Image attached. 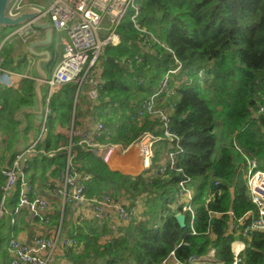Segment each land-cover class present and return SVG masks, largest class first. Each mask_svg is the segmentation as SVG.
Masks as SVG:
<instances>
[{"label": "trees", "instance_id": "16d2710c", "mask_svg": "<svg viewBox=\"0 0 264 264\" xmlns=\"http://www.w3.org/2000/svg\"><path fill=\"white\" fill-rule=\"evenodd\" d=\"M138 5L136 23L131 20L135 12L130 9L117 29L120 44L106 47L97 66L99 101L91 107L110 134L98 141L126 149L145 131L155 130L161 135L158 121L146 118L138 125L132 113L154 94L159 86L157 79L160 83L167 72L176 71L170 82L178 97L173 104L171 128L179 138L181 152L176 155L174 170L133 177L111 171L105 160L93 150L83 149L74 139L71 163L79 178L91 177L86 189L88 201L93 203L110 195L126 208L138 207L139 212L138 220L123 227L116 222L100 225L94 219L69 223L67 205L61 234L81 250L65 249V257L73 264H165L174 253L181 264H188L215 249L217 262L233 264L231 244L235 237L229 234L232 219L227 213L232 211L239 220L255 211L243 179L247 161H257L264 171V112H260L264 109V0H144ZM13 29H0V45L10 35L6 31ZM13 51L11 44L3 45L0 66L19 72L24 62L16 60ZM184 74L188 79H182ZM35 85V81L26 80L19 91L0 86V199L5 183L1 149L11 153L17 146L20 122L15 114L36 105ZM86 86H81L77 99L76 83L64 86L52 98L45 139L26 171L31 184L42 181L44 190H48L44 182L65 171L69 140L58 131L70 127L73 113L76 117L82 113L81 105L87 97L82 91L85 88L87 92ZM126 111L130 112L128 116ZM120 115L127 121L115 125ZM29 127L25 131L31 130ZM161 146L156 152V166L172 150L169 143ZM184 176L192 182L200 181L195 198L199 217L196 236L190 234L188 217L185 230L175 219L177 212H182L177 200L175 206L161 209V226L156 220L158 200L174 187L178 193L179 180ZM216 190L220 195L206 205V199ZM20 191L18 184L9 203L12 210L19 206ZM218 214L224 215L218 218ZM52 218L57 228L60 219L56 213ZM17 226H11L10 218L0 222L3 258ZM246 244L240 264H264V234L253 235Z\"/></svg>", "mask_w": 264, "mask_h": 264}, {"label": "built area", "instance_id": "2783aa9c", "mask_svg": "<svg viewBox=\"0 0 264 264\" xmlns=\"http://www.w3.org/2000/svg\"><path fill=\"white\" fill-rule=\"evenodd\" d=\"M144 0H53L49 5L38 4L31 0H15L10 10V16L17 17L27 10H37L41 21L49 22L63 46L62 56L58 62L51 78L45 82L48 87L47 97L45 99L44 120L41 128V134L29 141L27 148L18 152L12 164L5 162L1 168V173L5 178V183L1 187L0 199V222L5 216L11 221V226L17 225L18 216L22 209H28L31 216L41 223L48 224L51 220L50 211L52 206L48 199L39 194L37 189L26 178V171L29 169L30 162L40 151L39 145L43 142L46 133V121L51 115V100L60 87L70 83H76L79 88L86 83L91 86L89 99L95 105L99 101V85L94 69L98 66L104 49L108 46L117 47L120 44V37L117 34L118 26L121 21L128 16L129 10L133 9L135 14L131 17L132 22L136 23L139 15V3ZM38 31L34 28L32 21L20 26L13 34H10L0 45V51L3 45L12 38H21L27 43L35 37ZM0 58V65H1ZM176 71L166 73L163 80L159 83L158 90L147 100L137 107L136 113L132 114L133 120L142 123L146 118L157 119L160 123L161 135L156 131L143 134L136 144L130 145L123 151H129L133 147H138L141 155L143 172L150 175L164 174L167 169L174 170L176 166V155L181 152L179 138L173 133L171 128L172 119L169 115L174 110V100H177V93L170 84L171 75ZM14 74L4 70L0 66V83L9 88H15L13 85ZM27 78V76H22ZM164 102L163 110L158 108L159 104ZM172 103V104H171ZM261 113L264 109L260 110ZM99 115V114H98ZM76 116L73 118L75 124ZM78 127V128H75ZM95 133L90 134L81 124L73 126L70 137L71 144L74 139L77 144L85 150L102 151L106 150L98 139L106 135V126L104 121L96 123ZM109 133L107 137H109ZM3 141L0 130V144ZM169 143L172 150L161 165L156 166L155 148L158 144ZM71 146L67 150L68 162L65 171L57 179L62 188L56 193L62 198L63 208L70 204H77L80 207L90 205L92 210V219L98 224L104 225L119 221L128 224L132 220H138V207L126 208L115 202L110 195L100 201L90 203L86 196L87 183L91 177L84 175L79 178L77 171L72 166ZM174 148V149H173ZM42 154L54 157L55 153ZM159 167V168H157ZM180 173L182 170H178ZM245 182L248 188V195L251 203L255 207L254 212H248L243 218L235 220L232 211L227 213L231 217L229 234L235 237L231 244V251L234 256L233 264H240L241 258L247 249V241H250L253 235L264 234V171L259 169V164L255 160L247 161ZM18 184H21L19 195V206L12 210L9 207L10 199L14 194ZM192 180L184 176L179 180V190L177 193L178 207H182V213L186 219L189 218L190 234L197 235V225L199 217L195 208L196 191L191 187ZM219 183L215 182V186ZM220 195L218 190L214 191L207 199L205 204L215 201ZM224 214H218L222 218ZM82 220L84 217H80ZM113 219V220H112ZM102 223V224H101ZM115 230V227H112ZM63 246L66 249L76 251L79 246L69 238H63L61 231H56L51 235L35 237L30 244L20 241L15 234H11L8 245L10 264H52L56 250ZM165 264H181L172 253ZM188 264H222L217 262L215 249L201 258L191 259Z\"/></svg>", "mask_w": 264, "mask_h": 264}, {"label": "crops", "instance_id": "0c3cea01", "mask_svg": "<svg viewBox=\"0 0 264 264\" xmlns=\"http://www.w3.org/2000/svg\"><path fill=\"white\" fill-rule=\"evenodd\" d=\"M31 1L38 3V4H41V3L44 4V0H31ZM29 11L30 10H27V12H29ZM28 22L29 21L21 24L20 26L25 25ZM42 22L46 23L47 21H42ZM20 26L14 28L12 31L7 30L6 32L8 34H13ZM52 28H53V26H52ZM36 30L38 31V34L35 37L31 38V40H29L27 43H24V41L21 38H17V37L12 38L8 42L14 48L13 57L16 60H18V59L22 60L24 62V67L19 72L10 71L11 73L14 74L12 82H13V85L15 88H9L3 83H0V86H3L4 88L9 89V90L19 91L22 88L24 81L33 80L36 82L40 78V74H39V71L37 69L38 64L42 60L48 59V56L46 55L47 53H49V55H50V57H49L50 60L48 62H46V61L42 62L41 67L45 71V74L47 75L48 80L51 78L58 62L61 59L63 46H62V44H60L54 28H53V33H52V42L48 45H42V42H44L47 38L48 31L43 30V29L42 30L36 29ZM33 44H37V45L34 46V48H32L33 52H31L30 48ZM41 55H43V56H41ZM22 76H27V78H22ZM98 85H99V83H98ZM87 86H88V89H87V92H84V96L87 95V97L85 96V101H89L90 103L88 102V105L86 107H82V113L79 114V117H76L75 124L73 123V118L76 115H75V113H73L74 115H73L70 127L68 129H64V130L59 129V131H58L61 134H66V136L69 140V147L68 148H70V146L72 147L70 133H71L73 126L80 125V121H81L82 126L87 131H89L90 134H94L95 133V127L94 126L96 125V123L99 122V121H95V120H98L97 115L99 113H97L96 111H94V112L92 111V107H93V105H95V103L91 102L89 99V92L91 91V86L90 85H87ZM63 87H60L57 90V92ZM157 89L158 88H156V90ZM78 90L80 91V88H78ZM156 90H155V92H156ZM47 93H48V87L45 84L44 88H42L43 102H44L43 106L44 107H43V111H42L41 115H33V114H30L28 112L30 110H38L37 102H36V105L33 107L24 108V109L16 112L15 119H16V121L20 122L19 142H18L17 146L14 148V150L13 151L11 150L12 151L11 153H8V151H5L4 148L1 149L3 152L2 157L4 156L1 159L3 161V164L5 162H8V164L10 165L11 162L13 161L14 157H15V154L22 151V149L20 147L25 145L26 147L24 149H26L27 145H29V141L32 138L36 137L34 130L25 131L27 126H30L29 128L31 129V125L29 123V117L30 116H33L35 118L37 117L36 119L39 120V126H41V128H42L43 124L45 123L44 111H45V99L47 97ZM78 95H79V93H78ZM78 95L76 94V99L78 98L77 97ZM85 101H83V104ZM138 106H140V104ZM137 107L135 108V110L132 114L135 113ZM75 128H78V127H75ZM105 133L107 134V131ZM40 134H41V130H40ZM44 139H45V135H44ZM0 147H2V144L0 145ZM68 148H67V150H68ZM121 149L122 150L119 149V150H113V151L102 150L99 152V154H98V151L94 152V154L96 156L102 158L103 160H105V162L108 165L110 164L112 167H115L116 166L115 164L119 163L118 161L115 160L116 158L118 160H120V162L121 161L126 162V160H127V166H129V168H126L125 166L121 165L122 169L129 171L130 173L140 172V174H142L143 173V166H142V162H141V155H139L138 159H132L131 156H133V153L130 152V150L124 152L122 147H121ZM53 168H56V166H54ZM58 178H52V179L49 178L46 182H44L46 187H48V190H44V187L42 186V183H41L42 181H36L35 183H33V186L37 189L39 194L41 196H43L44 198L48 199V201H50V203H51V206H52V210L50 211L51 220L48 224H44L41 222L38 223L37 222L38 220H35L31 216V213L29 212L28 209H24L23 212L21 211V213L18 216V221H17L18 226H17V231H16V237L20 241L27 243V244H30L35 237L45 236L48 234L51 235L52 233H55L56 231H61L62 219L64 218V213H65L66 207L63 208L62 198L59 194L56 193L60 188H62L61 185L59 184V181L57 180ZM176 207H177V205H176ZM86 208H91V207H90V205L80 207L77 204H70L67 206V209L70 212L69 213L70 216H71V212L75 213V214H73V221L74 220L77 221L79 219L82 220L80 218L82 216L84 217L83 220H85V219L91 220L92 219L91 218L92 217L91 216L92 211H91V213H84L83 211ZM55 213H56V215L58 213H60V216L57 215V217L60 219V225L57 228L55 227V221H52V219H53L52 216H54ZM49 229H51L50 232H48ZM61 236L63 238H67L66 235L63 236L61 234ZM59 248L62 250V257H64L66 259L65 251L67 249L64 248L63 246H60ZM79 250H81V246H79V249H77L76 251L78 252ZM3 252H4V258L1 257L2 255H0V264H10L11 259H10L9 253H8V248L5 249ZM65 262H66V264H73V263H69L67 261V259L65 260Z\"/></svg>", "mask_w": 264, "mask_h": 264}, {"label": "rangeland", "instance_id": "374dc122", "mask_svg": "<svg viewBox=\"0 0 264 264\" xmlns=\"http://www.w3.org/2000/svg\"><path fill=\"white\" fill-rule=\"evenodd\" d=\"M53 0H44V5H49L51 2H52ZM11 30V29H10ZM97 70V67L94 69V71H96ZM200 76H201V78H203V76H202V74H200ZM183 80H186V79H188V76L186 75V74H184V77L182 78ZM159 80L160 79H157V81H156V84L158 85L159 84ZM181 82H183V81H181ZM178 83V85L180 84V82H177ZM84 92H85V88L83 89V91H82V95H84ZM142 99V96H139V100H141ZM81 103V102H80ZM87 103H88V101H85L84 102V104L82 103V105H81V107H86L87 106ZM140 104V103H139ZM138 104V105H139ZM172 104V103H171ZM165 106V103L164 102H162V103H160L159 104V106H158V108L160 109V110H163L164 111V109H163V107ZM110 111L111 110H107V112L108 113H110ZM104 113L105 111H100V113ZM130 112H125L124 114L126 115V116H128V114H129ZM169 115L171 116V114H170V112H169ZM111 117H113L112 115H111ZM37 118V117H36ZM35 117H33V116H30L29 117V123H30V125H31V130H34L35 131V135L36 136H39V134H40V130H41V126H39V120L38 119H36ZM119 119H120V121H119ZM119 119H117L118 121H116L115 122V125L116 124H121L122 122L123 123H126L125 121H127V118L126 119H123V117L120 115V118ZM154 120H156V121H158L157 119H154ZM95 121H98V120H95ZM159 122V121H158ZM140 124V122H138V125ZM147 132H150V130L149 131H145V132H143V134H145V133H147ZM142 134V135H143ZM141 135V136H142ZM140 136V137H141ZM139 137V138H140ZM138 138V139H139ZM137 143V142H136ZM136 143H133V144H136ZM111 145V144H110ZM109 144H104V146L105 147H111ZM132 145V144H131ZM162 144H158V145H156L157 147L155 148V154H156V152L157 151H159V149H161L162 148V146H161ZM26 146L24 145V146H21L20 148L23 150L24 148H25ZM97 152V151H96ZM99 152L100 151H98V154H99ZM130 152H132L133 153V156H131V158L132 159H138V157H139V155H140V151H139V148L138 147H133L132 149H130ZM168 154H169V152L168 153H166V157L168 156ZM116 161H118L119 163H117V164H115L116 166L115 167H112L110 164V166L108 165V167H110L109 169L111 170V171H116V172H120V173H122V174H124V175H126V176H133V177H136V176H138V175H140V172H135V173H130L129 171H126V170H124V169H122V166L121 165H123V166H125L126 168H129V166H127V160H126V163L125 162H123V161H121L120 162V160H118L117 158L115 159ZM246 164V162H244V164L243 165H245ZM124 167V168H125ZM246 173V172H245ZM142 174H144V172L142 173ZM243 179H245V176L243 175ZM200 185V181L199 180H195V181H193L192 182V184L189 186V187H191L192 188V190L193 191H196L197 190V188H198V186ZM176 196H177V188H173L172 189V192L167 196V195H165V196H163V197H161L159 200H158V205H159V207H158V210L156 211V213H155V215H156V220H157V223L159 224V226H161L162 225V216H163V210H161L162 208H166V206H169V207H172V206H175V202H176ZM142 206V205H141ZM144 207H145V205H144ZM143 207V208H144ZM91 208H86L83 212L84 213H91ZM73 214H75V213H72L71 212V216H69V215H67L66 216V220H67V222H69V223H72V220H73ZM7 218H8V216H5L4 217V221L5 220H7ZM113 220V219H112ZM62 221H63V219H62ZM38 223H40L39 221H37ZM116 223H118V226H120V227H123L124 226V224L123 223H120L119 221H115ZM102 224V223H101ZM116 227V226H115ZM117 228V227H116ZM107 238H105V240H106ZM208 255V254H207ZM65 258L64 257H62V250L59 248V249H57L56 250V252H55V254H54V258H53V261H52V264H66V262H65Z\"/></svg>", "mask_w": 264, "mask_h": 264}, {"label": "water", "instance_id": "95a60500", "mask_svg": "<svg viewBox=\"0 0 264 264\" xmlns=\"http://www.w3.org/2000/svg\"><path fill=\"white\" fill-rule=\"evenodd\" d=\"M14 2L15 0H0V29L1 28H16L27 21L29 22L32 21L34 28L40 29V30L43 29V30L48 31L47 38L44 42H42V45L50 44L52 42V33H53L52 25L48 22L43 23L39 19V12L37 10H30L29 12L25 11L21 13L20 15H18L17 17L10 16V10ZM36 45L37 44H33L31 46L30 48L31 52H33L32 48H34V46ZM46 55L48 56V59L42 60L38 64V67H37L39 74H40V78L36 81V85H35V95H36L38 110L28 111L30 114H33V115H41L43 111V107H44L42 88H44L45 82L48 80V78H47V75L45 74V71L41 67V63L45 61L48 62L50 60L49 53H47ZM78 93H79V90H78ZM57 215L60 216V213H58ZM175 219L177 220L182 230H185L187 228L186 217L182 213H177L175 215Z\"/></svg>", "mask_w": 264, "mask_h": 264}, {"label": "bare ground", "instance_id": "6f19581e", "mask_svg": "<svg viewBox=\"0 0 264 264\" xmlns=\"http://www.w3.org/2000/svg\"><path fill=\"white\" fill-rule=\"evenodd\" d=\"M157 90H158V89H157ZM157 90H156V92H157ZM156 92H155V93H156ZM138 107H139V106H138ZM136 111H137V109H136ZM136 111H135V113H136ZM109 145H110V144H109ZM110 146H111V147H107L106 150H111V151H113V150H119V149L122 150V149H121V147H122L121 145H112V144H111ZM122 148H123V147H122ZM114 152H115V151H114ZM125 163H126V162H125ZM189 228H190V224H189ZM190 233H191V232H190Z\"/></svg>", "mask_w": 264, "mask_h": 264}, {"label": "clouds", "instance_id": "9594fccd", "mask_svg": "<svg viewBox=\"0 0 264 264\" xmlns=\"http://www.w3.org/2000/svg\"><path fill=\"white\" fill-rule=\"evenodd\" d=\"M187 225V224H186Z\"/></svg>", "mask_w": 264, "mask_h": 264}]
</instances>
